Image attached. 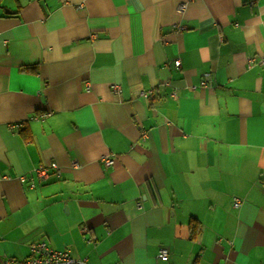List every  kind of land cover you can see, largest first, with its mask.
Segmentation results:
<instances>
[{
	"label": "crops",
	"instance_id": "crops-1",
	"mask_svg": "<svg viewBox=\"0 0 264 264\" xmlns=\"http://www.w3.org/2000/svg\"><path fill=\"white\" fill-rule=\"evenodd\" d=\"M41 239L264 264V0H0V258Z\"/></svg>",
	"mask_w": 264,
	"mask_h": 264
},
{
	"label": "built area",
	"instance_id": "built-area-1",
	"mask_svg": "<svg viewBox=\"0 0 264 264\" xmlns=\"http://www.w3.org/2000/svg\"><path fill=\"white\" fill-rule=\"evenodd\" d=\"M175 65L178 67L181 65L180 59L175 60ZM208 75H206L202 81L201 85L203 87H208ZM88 88V87H87ZM112 89L120 90L119 86L114 84ZM145 97L149 96L148 92H141ZM114 157L112 156H102V161L106 166H111L114 163ZM52 168L58 169V164L52 162L49 164H40L35 169V175L38 179L45 180L50 174ZM24 180V177L21 176ZM242 201L238 197L233 200V206L235 208L241 205ZM138 207L141 209L142 205L138 203ZM158 257L162 260H167L169 258V250L165 247L160 248ZM83 261L76 259L69 249H58L52 247L45 239L35 241L30 244V255L23 259H18L15 257L0 258V264H81Z\"/></svg>",
	"mask_w": 264,
	"mask_h": 264
}]
</instances>
